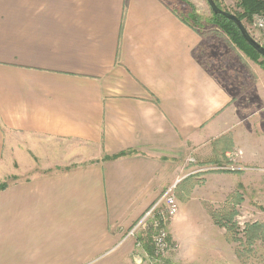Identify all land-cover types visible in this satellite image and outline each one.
Segmentation results:
<instances>
[{
  "label": "crops",
  "instance_id": "obj_1",
  "mask_svg": "<svg viewBox=\"0 0 264 264\" xmlns=\"http://www.w3.org/2000/svg\"><path fill=\"white\" fill-rule=\"evenodd\" d=\"M202 49L163 0H0V264H150L128 231L243 130Z\"/></svg>",
  "mask_w": 264,
  "mask_h": 264
},
{
  "label": "rangeland",
  "instance_id": "obj_2",
  "mask_svg": "<svg viewBox=\"0 0 264 264\" xmlns=\"http://www.w3.org/2000/svg\"><path fill=\"white\" fill-rule=\"evenodd\" d=\"M163 1L201 35L203 60L231 93L233 114L226 116L222 125L243 128L241 136L222 133L214 142L212 153L206 139L199 154H190L184 167V172L189 174L174 188L179 212L168 221L167 229L177 247L166 261L170 264H264V165L259 164V154H264V57L233 42L213 21L207 0ZM215 1L234 14L245 12L240 6L241 0ZM193 12L199 21L191 19ZM256 13L248 14L243 23L260 42V33L253 27ZM74 164L77 163L60 168ZM171 223H174L172 231ZM179 223L187 227L198 224L199 230L187 228L183 235L184 239L198 237V245L187 246L183 241L185 249L180 247L175 233ZM145 239L150 241L149 237Z\"/></svg>",
  "mask_w": 264,
  "mask_h": 264
},
{
  "label": "built area",
  "instance_id": "obj_3",
  "mask_svg": "<svg viewBox=\"0 0 264 264\" xmlns=\"http://www.w3.org/2000/svg\"><path fill=\"white\" fill-rule=\"evenodd\" d=\"M253 27L260 33V43L264 46V12L254 15ZM177 184L178 182L165 189L126 235L137 238L142 235L150 238L153 247L152 253L148 254L150 264H170L167 263L166 258L174 247H177L172 243L167 229L168 221L179 212V204L174 193ZM138 244L142 245V241Z\"/></svg>",
  "mask_w": 264,
  "mask_h": 264
},
{
  "label": "trees",
  "instance_id": "obj_4",
  "mask_svg": "<svg viewBox=\"0 0 264 264\" xmlns=\"http://www.w3.org/2000/svg\"><path fill=\"white\" fill-rule=\"evenodd\" d=\"M218 3V1H217ZM220 6V4L218 3ZM245 9V12L243 14L236 13V15L243 21L245 17L249 15H252L254 12H264V0H241V5ZM191 19L193 21H199V16L193 12L191 14ZM184 21L186 23H190L188 20ZM213 21L217 23L221 28H223L226 33L230 36L233 42H236L239 46H241L244 49H249L250 51L259 54L253 47H251L244 37L242 36V33L238 26L225 16L213 12ZM252 22V21H251ZM190 25V24H189ZM8 182L0 183V189H3L7 186Z\"/></svg>",
  "mask_w": 264,
  "mask_h": 264
},
{
  "label": "water",
  "instance_id": "obj_5",
  "mask_svg": "<svg viewBox=\"0 0 264 264\" xmlns=\"http://www.w3.org/2000/svg\"><path fill=\"white\" fill-rule=\"evenodd\" d=\"M207 1L213 12L219 13L225 16L226 18H228L229 20L233 21L240 29L242 36L244 37L246 42L251 47H253L260 55L264 57V46L251 35L248 28L245 26L243 21L236 14L226 11L223 8H221L215 0H207Z\"/></svg>",
  "mask_w": 264,
  "mask_h": 264
}]
</instances>
